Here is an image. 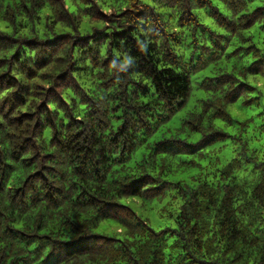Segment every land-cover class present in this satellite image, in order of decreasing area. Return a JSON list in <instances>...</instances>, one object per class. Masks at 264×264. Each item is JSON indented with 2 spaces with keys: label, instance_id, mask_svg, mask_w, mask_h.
I'll list each match as a JSON object with an SVG mask.
<instances>
[{
  "label": "trees",
  "instance_id": "1",
  "mask_svg": "<svg viewBox=\"0 0 264 264\" xmlns=\"http://www.w3.org/2000/svg\"><path fill=\"white\" fill-rule=\"evenodd\" d=\"M258 76L264 0H0V264H264Z\"/></svg>",
  "mask_w": 264,
  "mask_h": 264
},
{
  "label": "rangeland",
  "instance_id": "2",
  "mask_svg": "<svg viewBox=\"0 0 264 264\" xmlns=\"http://www.w3.org/2000/svg\"><path fill=\"white\" fill-rule=\"evenodd\" d=\"M252 82L256 85L257 91L251 93L249 97L257 96L259 93L260 99L250 105H243L244 99L231 104L228 111L233 118L232 124L228 125L222 120L215 121L216 125L224 129L229 135L225 141L226 146L223 148L224 154L228 152L225 156L226 159H230L234 155L233 150L237 149L242 142L247 143L249 148L264 154V123H262V118H264V76H258ZM253 116L254 119L249 120L246 126L242 125ZM124 201L130 204L136 212L147 216L153 226L155 225L157 228L164 226L163 223L159 224L157 209L151 203H142L138 198H127ZM97 230L99 232L106 231L113 235L118 231V224L105 220Z\"/></svg>",
  "mask_w": 264,
  "mask_h": 264
}]
</instances>
